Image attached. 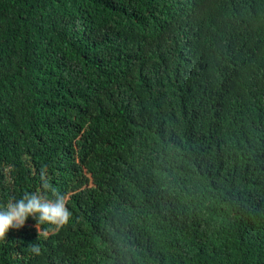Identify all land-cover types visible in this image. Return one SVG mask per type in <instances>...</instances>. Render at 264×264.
I'll list each match as a JSON object with an SVG mask.
<instances>
[{
	"label": "trees",
	"instance_id": "trees-1",
	"mask_svg": "<svg viewBox=\"0 0 264 264\" xmlns=\"http://www.w3.org/2000/svg\"><path fill=\"white\" fill-rule=\"evenodd\" d=\"M45 184L0 264H264V0H0V207Z\"/></svg>",
	"mask_w": 264,
	"mask_h": 264
},
{
	"label": "clouds",
	"instance_id": "clouds-1",
	"mask_svg": "<svg viewBox=\"0 0 264 264\" xmlns=\"http://www.w3.org/2000/svg\"><path fill=\"white\" fill-rule=\"evenodd\" d=\"M44 189L52 193L51 198L41 192L26 193L19 199H10L5 206L0 207V241L6 239L10 229L24 227L29 217L36 221L38 239L46 238L50 231L63 228L69 223L72 213L67 206L66 195L47 184ZM31 251L39 255L41 250L38 245L32 244Z\"/></svg>",
	"mask_w": 264,
	"mask_h": 264
}]
</instances>
